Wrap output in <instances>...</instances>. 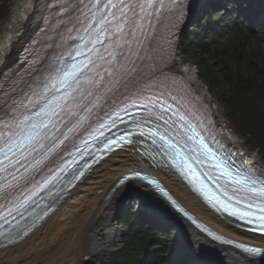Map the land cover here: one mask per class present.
I'll use <instances>...</instances> for the list:
<instances>
[{
	"label": "snow or ice",
	"instance_id": "obj_1",
	"mask_svg": "<svg viewBox=\"0 0 264 264\" xmlns=\"http://www.w3.org/2000/svg\"><path fill=\"white\" fill-rule=\"evenodd\" d=\"M48 7L54 10L32 41L40 47L27 78L0 81V237L11 243L26 234L45 195L79 179L81 150L120 123L150 140L155 155L209 202L264 232V178L234 169L209 145L199 109L170 71L172 18L179 20L174 9L183 14L182 0H56ZM133 134L107 138L104 148Z\"/></svg>",
	"mask_w": 264,
	"mask_h": 264
},
{
	"label": "bare ground",
	"instance_id": "obj_2",
	"mask_svg": "<svg viewBox=\"0 0 264 264\" xmlns=\"http://www.w3.org/2000/svg\"><path fill=\"white\" fill-rule=\"evenodd\" d=\"M224 1L218 0V3ZM199 3L200 0L193 1V17L199 12L205 14ZM39 6L40 0H14L9 8L5 18L9 16L0 30V80L33 35ZM226 10L227 6L216 13L220 15ZM185 27L181 25L177 29L174 48L168 59L169 68L202 97L218 131L240 152L242 159L264 175V165L244 151L235 131L229 130L231 127L224 113L199 79L197 70L184 60L180 40ZM137 169L157 178L179 204L210 228L227 237L264 246L263 236L245 232L236 223L210 212L158 157L148 155L143 146L129 144L99 158L63 194L49 199L51 208L47 215L34 222L26 234L22 232L11 243L2 239L0 264H100L103 257L118 246L123 230L115 221L122 216L130 201L153 214L158 219L155 222H168L174 226L179 238L172 255L176 260L193 250L194 253H203V257L192 259L194 264H264L262 260L250 258L200 234L146 184L132 179L117 183L127 172Z\"/></svg>",
	"mask_w": 264,
	"mask_h": 264
},
{
	"label": "trees",
	"instance_id": "obj_3",
	"mask_svg": "<svg viewBox=\"0 0 264 264\" xmlns=\"http://www.w3.org/2000/svg\"><path fill=\"white\" fill-rule=\"evenodd\" d=\"M3 12L0 9L1 15ZM214 30V23L207 20L199 31L192 32L194 42L189 39L201 64L199 77L207 85L219 86L215 94L223 102L234 130L264 158V55L257 50L255 57L252 53L247 56L248 41L254 38L251 33L243 32L229 41L211 32ZM206 31L212 33L210 39L203 36ZM133 215L122 221L128 228L124 248L105 264H168L164 256L172 248L171 241L157 237L153 227Z\"/></svg>",
	"mask_w": 264,
	"mask_h": 264
},
{
	"label": "rangeland",
	"instance_id": "obj_4",
	"mask_svg": "<svg viewBox=\"0 0 264 264\" xmlns=\"http://www.w3.org/2000/svg\"><path fill=\"white\" fill-rule=\"evenodd\" d=\"M227 1H229V3ZM250 1L251 0H249V1L248 0H239L238 2H233L231 0H225L222 4L227 6L228 10L224 11L223 13H220V15H218L216 12H212V14H211V12L207 11L206 12L207 16H205V14H204L201 17H199L198 20H196V21L192 20L191 22H193V23L189 24L188 26L185 27V31L181 35L182 37L180 40L181 46L183 48L182 54H183L184 60L187 63H189L195 67V69L198 72V76H199V67L201 66V64H199L198 59L195 58L196 52L193 50L194 48L189 44V39H191V41L194 42V39L192 38V31H199V29H201V27L205 24L204 21H206L207 18H211V19L217 20L216 24L220 30H223V32H225L224 36L226 38L228 36L232 37V35H234L235 33H239L244 28H248V23L242 21L240 18L237 19L236 15H237V12L239 9H241L243 11L246 10L251 4ZM13 2H14V0H0V9L3 8V10H4L3 15L0 14V30L4 26V22L6 21L7 17L9 16V14H8V16L5 18L9 8H12ZM199 25H201V27ZM252 34L254 35V38H253L254 40L251 43H250L251 40L248 41L250 46H249V50H247L248 51L247 56L251 57V55L249 53H252V55L254 56L256 54L255 52H257V50L261 51L262 54L264 55V28L252 31ZM210 37H211V35H206V39H210ZM252 50L254 52H252ZM217 75H218V73H217ZM199 79H200V77H199ZM201 82L205 85V87L207 88L208 94L215 100V102L218 104L220 110L224 113V116L227 118V120L229 122V127H231V129L229 128V130L231 132L235 131L234 127L231 123V120L225 111V107H224L223 102L215 94V92L219 86L215 85V84H213L211 86L207 85L202 80H201ZM235 136H237V138L240 140L242 147L244 148V151L247 152L251 157H253L258 163H260L261 165H264V158L261 157L258 154V152L256 150H254V148H250L247 145L245 137L243 135L236 133V131H235ZM133 214H137V216L142 217L143 220L145 219V222H147L149 225H152V224L157 225L159 227V231L156 232L157 236H159L160 238L164 237V238H167L168 240H171L173 252L177 248L179 238H178V235L176 233V229L174 228V226H171L170 223H168V222H155L156 220L158 221V219H156V217L153 214L145 211L144 209L139 208L135 201H130L124 207V213L122 214V216L120 218H118V220L115 221L116 226H119V228H121L123 230V234L120 236L119 241H118V246L115 247V249L112 250L111 252L107 253L103 257L100 264H105L107 259L111 260V258L113 257V255L117 251L124 248L123 239H124V237L127 236L128 229L122 221H126L128 218H131L132 216H134ZM190 251L191 252L186 253V255L184 256V259L189 261V262H191L195 256L203 257L202 251L199 253L198 252L194 253L193 250H190ZM172 255H173V253H171L169 256H172Z\"/></svg>",
	"mask_w": 264,
	"mask_h": 264
}]
</instances>
